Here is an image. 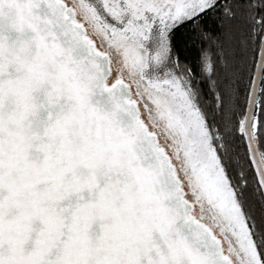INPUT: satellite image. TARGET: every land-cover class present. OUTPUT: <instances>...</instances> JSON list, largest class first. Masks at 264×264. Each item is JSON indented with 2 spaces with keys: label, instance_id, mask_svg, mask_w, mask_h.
Listing matches in <instances>:
<instances>
[{
  "label": "snow or ice",
  "instance_id": "1",
  "mask_svg": "<svg viewBox=\"0 0 264 264\" xmlns=\"http://www.w3.org/2000/svg\"><path fill=\"white\" fill-rule=\"evenodd\" d=\"M0 264H264V0H0Z\"/></svg>",
  "mask_w": 264,
  "mask_h": 264
},
{
  "label": "trees",
  "instance_id": "2",
  "mask_svg": "<svg viewBox=\"0 0 264 264\" xmlns=\"http://www.w3.org/2000/svg\"><path fill=\"white\" fill-rule=\"evenodd\" d=\"M185 55H188V57H189V61L192 62V61L195 60V57H196V51L193 50L190 54L185 53Z\"/></svg>",
  "mask_w": 264,
  "mask_h": 264
}]
</instances>
